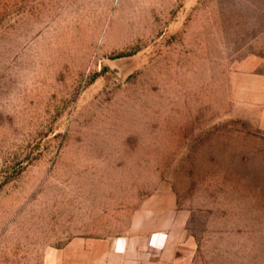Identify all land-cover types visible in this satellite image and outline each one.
<instances>
[{"label": "rangeland", "instance_id": "374dc122", "mask_svg": "<svg viewBox=\"0 0 264 264\" xmlns=\"http://www.w3.org/2000/svg\"><path fill=\"white\" fill-rule=\"evenodd\" d=\"M157 231L264 264V0H0V264Z\"/></svg>", "mask_w": 264, "mask_h": 264}, {"label": "crops", "instance_id": "0c3cea01", "mask_svg": "<svg viewBox=\"0 0 264 264\" xmlns=\"http://www.w3.org/2000/svg\"><path fill=\"white\" fill-rule=\"evenodd\" d=\"M187 245V244H186ZM185 245L177 246L171 235L157 231L150 238L137 236L126 241H100L80 244L71 264H187Z\"/></svg>", "mask_w": 264, "mask_h": 264}]
</instances>
